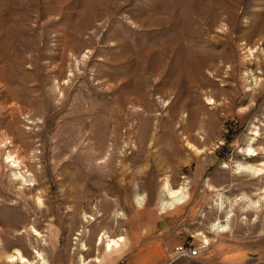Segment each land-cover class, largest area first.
<instances>
[{
  "label": "rangeland",
  "instance_id": "1",
  "mask_svg": "<svg viewBox=\"0 0 264 264\" xmlns=\"http://www.w3.org/2000/svg\"><path fill=\"white\" fill-rule=\"evenodd\" d=\"M82 262L264 264V0H0V264Z\"/></svg>",
  "mask_w": 264,
  "mask_h": 264
},
{
  "label": "bare ground",
  "instance_id": "2",
  "mask_svg": "<svg viewBox=\"0 0 264 264\" xmlns=\"http://www.w3.org/2000/svg\"><path fill=\"white\" fill-rule=\"evenodd\" d=\"M190 134H189V136H190ZM248 152H250V151H248ZM253 154H254V152H253ZM260 171H261L260 169L259 170H255V169L252 170V168H248L247 169V172H250V173L252 172L254 174H257ZM164 187H165L164 189L167 192L169 198H171V201H169L166 205L171 206L173 203H180L185 198V196H186L185 189L183 187H181V188H179V189H177L175 191H171L170 189H168L169 188L168 187V184H165ZM37 200H38V202H40L39 199H37ZM123 241H124V238L123 237H117V238L111 239L108 236L103 235V233L98 238V244H100V243L103 242L104 243V248H105L106 251H111L113 248H118ZM38 258H40V255H38ZM11 259L14 260V261L19 260L20 262H25L24 258L22 256H20L19 254H17L16 256L11 257ZM94 262L97 263L98 262V259L97 258H94ZM81 264H83V262Z\"/></svg>",
  "mask_w": 264,
  "mask_h": 264
},
{
  "label": "built area",
  "instance_id": "3",
  "mask_svg": "<svg viewBox=\"0 0 264 264\" xmlns=\"http://www.w3.org/2000/svg\"><path fill=\"white\" fill-rule=\"evenodd\" d=\"M176 249H177V253L179 254V257L181 256L193 257L198 254V251L191 250V248H183L179 246Z\"/></svg>",
  "mask_w": 264,
  "mask_h": 264
},
{
  "label": "crops",
  "instance_id": "4",
  "mask_svg": "<svg viewBox=\"0 0 264 264\" xmlns=\"http://www.w3.org/2000/svg\"><path fill=\"white\" fill-rule=\"evenodd\" d=\"M101 262V261H100Z\"/></svg>",
  "mask_w": 264,
  "mask_h": 264
}]
</instances>
